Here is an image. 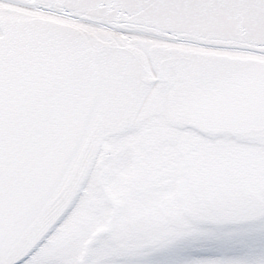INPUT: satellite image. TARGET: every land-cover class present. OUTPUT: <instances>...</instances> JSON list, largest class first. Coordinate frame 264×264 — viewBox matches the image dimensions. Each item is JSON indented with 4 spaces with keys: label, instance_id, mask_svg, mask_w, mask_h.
Returning a JSON list of instances; mask_svg holds the SVG:
<instances>
[{
    "label": "snow or ice",
    "instance_id": "obj_1",
    "mask_svg": "<svg viewBox=\"0 0 264 264\" xmlns=\"http://www.w3.org/2000/svg\"><path fill=\"white\" fill-rule=\"evenodd\" d=\"M0 264H264V0H0Z\"/></svg>",
    "mask_w": 264,
    "mask_h": 264
}]
</instances>
